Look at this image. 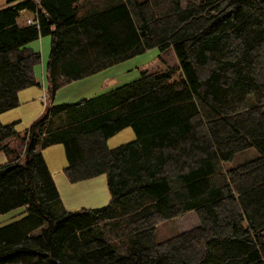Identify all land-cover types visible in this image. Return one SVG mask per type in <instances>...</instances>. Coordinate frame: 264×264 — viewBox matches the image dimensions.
Returning a JSON list of instances; mask_svg holds the SVG:
<instances>
[{
	"label": "trees",
	"instance_id": "16d2710c",
	"mask_svg": "<svg viewBox=\"0 0 264 264\" xmlns=\"http://www.w3.org/2000/svg\"><path fill=\"white\" fill-rule=\"evenodd\" d=\"M13 1L0 9V113L40 85L28 44L51 43L44 109L23 136L0 123V215L24 214L0 226V264H264V0ZM22 11L36 23L20 24ZM151 48L176 64L53 102ZM126 127L134 139L108 147ZM54 143L68 182L105 175L106 204L63 206L39 149ZM191 211L196 226L156 240L159 223Z\"/></svg>",
	"mask_w": 264,
	"mask_h": 264
},
{
	"label": "rangeland",
	"instance_id": "374dc122",
	"mask_svg": "<svg viewBox=\"0 0 264 264\" xmlns=\"http://www.w3.org/2000/svg\"><path fill=\"white\" fill-rule=\"evenodd\" d=\"M26 12L30 13V11ZM22 17L23 14L21 13L19 18L21 19ZM42 37H47L50 43L49 35ZM40 55H42L41 51ZM176 62L177 59L172 49H169L164 54H162L161 59L159 57L158 49L151 48L145 51L144 53H141L120 63H117L124 64L121 67H115L117 66V64L112 65L110 67V70L109 68L107 69L109 70L108 73H106L104 76L98 75L97 78L103 81V84L107 85L109 87L108 89H110L119 85L116 81L118 79V76L120 75L119 73L122 67L124 68L125 66H128V68L130 69V74H138L139 76L140 70L142 71L147 69V71H154L157 69L165 68L166 66H173L176 64ZM40 63L41 61L38 64L40 65ZM44 89V85L31 86L28 87V89H25L20 95V98L18 97V106L0 113L1 124L5 125L7 123L16 121L14 124L15 129L20 136H23L24 132L29 128L30 124L32 123L33 116L35 115L38 117V114L44 107ZM131 139H134L133 130L131 127H126L115 135L109 137L107 139V145L108 147H115ZM6 142H8L10 147L16 148L20 143V139L18 137H13L11 139H8ZM39 149L42 153L43 158L47 162V166L51 174L54 176L57 182L59 195L62 197L63 200L66 201V204H64L66 207L73 208L74 205H76L77 203L83 202L88 207H97L104 205L108 202L109 193L106 186L105 175H99L90 178V180H83L75 183H70L67 181L65 175L62 173V168H64V166H66L67 164L63 144H49L44 147L40 146ZM256 155L257 152L251 148L244 154L239 155L237 160L241 161L243 159L253 158ZM21 211L22 209H14L6 214L0 215V226L5 225L24 215L21 213ZM197 224V216L193 211L172 218L170 220L161 222L157 225L155 231L156 240H165L181 231L192 228ZM44 227L45 225H43L41 228ZM41 228L36 230L35 233H38Z\"/></svg>",
	"mask_w": 264,
	"mask_h": 264
},
{
	"label": "crops",
	"instance_id": "0c3cea01",
	"mask_svg": "<svg viewBox=\"0 0 264 264\" xmlns=\"http://www.w3.org/2000/svg\"><path fill=\"white\" fill-rule=\"evenodd\" d=\"M20 1H22V0H15V1L10 2V3L14 4V3L20 2ZM7 5H9V0H0V9L6 7ZM21 13L23 14V17L21 19L19 18V20H18L20 24H26L25 23L26 20L27 19H32L34 17V15H35L32 12L28 13L26 11H22ZM50 43H51V37H50ZM50 43H49V40H48L47 37H40V38H38L36 40L31 41L28 44V46L31 47L33 50L39 51V53L41 51V54H42L41 55V63H40V65L37 64V65L34 66L33 72H34V75L37 78V80L40 82V85H35V86L44 85V88H45L44 92H43L44 96H45V92H46L47 85H48L47 78H46V65H47V61H48V57H49L48 51L50 52ZM122 65H124V64H117V66H115V67L118 68V67H121ZM108 68L110 70V67H108ZM108 68L103 69L102 71H99V72H97L95 74H92V75H89L87 77H84L82 79H79L77 81L71 82L70 84L60 88L56 92L53 102L54 103H75L76 101L81 100L83 98L94 97V96H96L98 94H101V93H104L106 91H109V90H111V89H113V88H115L117 86H120V85L126 84L128 82H131V81L137 79L140 76V74H139V76H138V74L137 75L136 74L135 75L130 74L129 73L130 69L128 68V66H125L124 68L122 67L121 70H120V73H119L120 75L118 74L119 76H118V79L116 81L117 84H119V85L108 89L109 87L107 85H104L103 81H101L99 78H97L98 75H103L104 76L106 73H108V71H109V70H107ZM117 68H115V69H117ZM139 72H141V70ZM25 89H28V87L25 88ZM25 89H22V90H20L18 92V97L19 98H20V95L23 93V91ZM63 95H67V96H63ZM42 110H41V112H42ZM39 114H38V116H39ZM36 117L37 116L34 115L33 116V120ZM7 161H8V158L6 157L4 152L0 151V165L5 164ZM45 162H46V160H45ZM46 164H47V162H46ZM53 179H54V182H55V184H56V186L58 188V185H57V182H56L54 176H53ZM86 180H90V179H86ZM60 199H61V202L62 201L64 202V203L62 202V204H63V206L66 209L75 210L74 208H78L79 206H81L79 208L88 207L87 205H85L84 202L83 203H77L76 205H74L73 208L66 207L64 205V204H66L65 203L66 201L63 200L61 196H60Z\"/></svg>",
	"mask_w": 264,
	"mask_h": 264
},
{
	"label": "built area",
	"instance_id": "2783aa9c",
	"mask_svg": "<svg viewBox=\"0 0 264 264\" xmlns=\"http://www.w3.org/2000/svg\"><path fill=\"white\" fill-rule=\"evenodd\" d=\"M27 22H28V23H33V21H31V20H28Z\"/></svg>",
	"mask_w": 264,
	"mask_h": 264
}]
</instances>
